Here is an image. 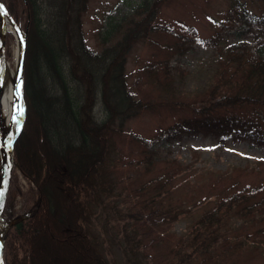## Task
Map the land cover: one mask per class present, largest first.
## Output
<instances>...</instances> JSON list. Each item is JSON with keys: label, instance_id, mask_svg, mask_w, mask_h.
I'll return each instance as SVG.
<instances>
[{"label": "trees", "instance_id": "trees-1", "mask_svg": "<svg viewBox=\"0 0 264 264\" xmlns=\"http://www.w3.org/2000/svg\"><path fill=\"white\" fill-rule=\"evenodd\" d=\"M1 1L28 35L23 86L26 114L13 152L19 167L35 183L34 190L24 195L21 213L10 221L2 234L4 264H55L53 254L45 244L53 242L60 252L62 249L70 251L65 244L76 240L80 242L73 243V249L78 250L81 246L87 250L86 257L92 260L91 264H109L101 253L105 235L102 237L98 232L96 236L92 226L97 222L103 225L98 220L99 213L115 188V153L111 149L114 146L113 134L117 130L114 121L119 118L121 126L123 119L138 114L142 109L153 110L161 105L155 100L143 102L135 99L128 90L124 75L125 55L135 41L146 38L148 29L157 30L150 19L163 0H140L120 22L106 24L105 31L98 33L100 42L104 45L111 41V37H118L102 52L92 51L84 43L80 16L87 0ZM260 1L264 6V0ZM238 2L229 10L228 18L218 22L215 35L205 39L209 45L217 47L230 28L255 29L264 39V12L256 15L244 3ZM44 4L46 8L42 9ZM187 33L174 34V42L166 48L169 55L182 56L192 47L190 43L203 41L195 30L189 32L187 29ZM35 45L39 46L35 49L40 50L37 55H33ZM218 53L213 77L191 95L200 96L192 99L193 103L180 97L181 92L175 86L167 61L152 62L142 67V74L151 77L159 90L158 100L163 99L167 106L173 105L181 112H191L166 131H170L169 134L203 132L264 144V51L255 55L246 43L237 42L225 43ZM39 62L43 64L41 67ZM46 78L55 83L53 93L43 85ZM74 84L83 88L80 99H77L79 95L75 94ZM96 96L105 108V116L101 120L92 113ZM28 118L32 120L30 127L36 121L34 133L31 129L27 131ZM28 132H31V139H42L46 144V150H43L49 152L48 155L43 150L39 152L38 172L33 163L29 164L30 167L24 165L15 147L22 133L30 140ZM143 153V163L148 170L152 162L155 163L156 154L153 150ZM55 173L69 184L70 204L66 206V213L55 207L63 204L62 195L55 189ZM162 185L147 181L136 188L138 199L142 198L140 206L136 202L140 210L132 216L133 221L119 220L121 242L118 246L123 264L143 263L142 243L149 227H141L145 224L140 222L146 218V213L159 208V198L162 199L168 191ZM258 189L262 190V186L234 191L228 198L216 202L211 211H206L190 226L185 245L179 240L170 250L179 258L178 264L214 257L213 248L223 232V217L229 213L243 215L260 211L261 207L264 209V196L258 200L253 198ZM142 191L148 194L142 197ZM10 206L8 201L7 212ZM59 214H65V227L59 223ZM71 232L75 234L71 235ZM112 264H115L114 260Z\"/></svg>", "mask_w": 264, "mask_h": 264}, {"label": "rangeland", "instance_id": "rangeland-1", "mask_svg": "<svg viewBox=\"0 0 264 264\" xmlns=\"http://www.w3.org/2000/svg\"><path fill=\"white\" fill-rule=\"evenodd\" d=\"M238 1L244 3L246 8L256 15L264 12V6L260 0H163L150 19L157 30L148 29L146 38L135 41L125 55L124 75L128 90L135 99L143 102L155 100L161 102V105L153 110L142 109L138 114L123 119L121 126L118 124L119 118L114 121L117 130L113 134L114 146L111 149L115 153L113 155L115 157L113 166L115 188L112 196L106 201V206L100 211L99 218L98 215L95 217L103 225H98L97 222L92 226V232L96 236L98 232L102 237L105 235L104 240L102 239L104 249L101 253L109 264H112L113 260L115 264H123L122 253L118 246L121 242L118 231L121 225L119 220L133 221L132 216L140 210L139 206L142 202V198L138 199L135 190L147 181L160 182L163 187L168 188V191L166 195H162V199L159 198V208L146 213V218L140 222L145 224L141 227H149L142 243L145 254L142 264H178L179 258L175 257L170 250L175 248L179 240H182V244L185 245L190 226L197 222L206 211H211L216 202L228 198L232 192L262 186V190L255 191L253 198L258 200L264 196V144H256L247 139H233L232 136L221 138L203 132L169 134L170 131L166 130L171 125H177L181 118L185 115L189 116L191 112L190 110L181 112L182 110L179 111L173 105L167 106L162 102L163 99L158 100L157 86L152 82L151 77L142 74L144 65L167 61L175 86L181 92L180 97L183 96L184 100L193 103L191 100L200 96L191 95L197 91V88H201L212 79L218 62V49H223L225 43H246L255 55L264 51V39L255 29L230 28L217 47L205 41L215 35L218 22L228 18L229 10L235 3H239ZM139 2L140 0H87L80 16L85 45L95 52H102L104 48L112 46L118 36L111 37V41L103 45L98 37L99 31H105V25L108 23L120 22L121 18L129 15L132 8ZM41 8L45 9L46 5H42ZM7 11L9 12L8 9ZM43 12L44 10L42 14ZM134 19L137 20L138 17ZM187 29L189 32L195 30L197 36L203 41L190 43L192 47L182 56L169 55L166 48L174 42V34L188 35ZM23 33L25 36L23 66H25L28 35L26 31ZM15 44L14 36L8 33L5 54L10 62L9 67L14 62ZM35 47L39 46H33V55H37L40 51ZM39 64L40 67L43 65L40 62ZM29 73L32 74L31 69ZM25 77L23 69V86ZM46 79V84L43 85L52 91L55 83L51 79ZM74 86L77 89L75 94L79 95L77 99H80L83 88L75 84ZM23 105L25 111L24 95ZM104 110L103 103L99 100V96H96L92 111L94 117L98 120L103 119ZM31 121V118H28L27 131L31 129L34 133L36 121L30 127ZM30 133L28 132L30 140L25 133H22L15 147L24 165L30 167L29 164L33 163V168L38 172L41 160L39 152L45 149L46 144L42 139H31ZM146 150H153L156 154L155 163L151 161L152 166L148 170L143 163L145 158L143 151ZM48 153L45 152L46 155ZM54 175L56 176V179H53L55 189L63 198V204H57L55 207L62 208V211L66 213V206L70 204H68L69 184L58 174ZM156 178L157 180H154ZM34 188L35 183L19 167L13 152V167L4 211V222L7 226L21 213L24 195ZM147 191H142V197L148 194ZM151 193L154 194L152 190ZM8 201L11 206L10 211L7 212ZM259 210L243 215L229 213L223 217V232L220 234L221 239L213 248L214 257H206L204 261L197 258L189 264H264V209L261 207ZM65 218V214L58 216L59 223H62L64 227ZM70 223L72 226L71 221ZM74 234L71 232V235ZM75 242L78 243L80 240ZM75 242L66 243V248L70 251L62 249V252L53 242L45 245L53 254L55 264H73L74 262L91 264L92 260L86 257L87 250L82 249L81 246L78 250L73 249ZM47 247L44 248L47 249ZM88 253H90L89 250Z\"/></svg>", "mask_w": 264, "mask_h": 264}, {"label": "water", "instance_id": "water-1", "mask_svg": "<svg viewBox=\"0 0 264 264\" xmlns=\"http://www.w3.org/2000/svg\"><path fill=\"white\" fill-rule=\"evenodd\" d=\"M0 4H2L1 1H0ZM3 10L8 16L12 28L16 31V33L19 35V38H20L21 50H20V55L18 59V66H17L16 74L14 75V83L12 86V90H13L12 93H13V99L15 101L14 102L15 104L11 111V119L13 120L14 118H20L21 123H20V128L18 130V133L10 146V150H9L10 152H5L4 154L0 152V223L2 221L4 209L6 206V196L9 190L10 178H11L12 167H13V143L21 131V127H22L24 117H25V111H24V105H23V95H22L23 65H24V54H25V36L21 28L18 27L15 24V22L12 20L9 12L4 7V5H3ZM5 55H6L5 49L0 45V96L2 94L5 79H6V76L10 68ZM4 138H5V133L0 131V146ZM1 239H2V231L0 232V245H1L0 264H4L3 244H2Z\"/></svg>", "mask_w": 264, "mask_h": 264}, {"label": "bare ground", "instance_id": "bare-ground-1", "mask_svg": "<svg viewBox=\"0 0 264 264\" xmlns=\"http://www.w3.org/2000/svg\"><path fill=\"white\" fill-rule=\"evenodd\" d=\"M4 7L6 8L5 5H4ZM11 18L15 22L13 17H11ZM15 24L18 27L22 28L16 22H15ZM23 29H22L23 31L27 32V30L25 28H23ZM8 33H12V35L15 38L16 44L13 48L14 62H13V65L9 68V72L6 76L5 83L3 86V91H2V94L0 96V131L5 133V138L3 139L1 146H0V152L2 154H4L5 152H10L9 151L10 146H11L14 138L16 137L17 133H18V130L20 128V123H21L20 118H14L13 120L11 119V111H12V108L15 104L14 103L15 101L13 99L12 86L14 83V75L16 74V70H17V66H18V59H19V55H20L21 45H20L19 35L12 28L8 16L6 15V13L3 9H0V45L4 49L6 46V37H7ZM5 57L8 61L9 66H10V62H9L6 55H5ZM23 69H24V66H23ZM21 112H22V110H21ZM10 180H11V178H10ZM9 186H10V184H9ZM8 193H9V190H8ZM8 193L6 196V202H7ZM4 211H5V209H4ZM6 226H7V223L4 222V214H3L2 221L0 223V232L2 231V234H3ZM0 253H1V245H0Z\"/></svg>", "mask_w": 264, "mask_h": 264}, {"label": "snow or ice", "instance_id": "snow-or-ice-1", "mask_svg": "<svg viewBox=\"0 0 264 264\" xmlns=\"http://www.w3.org/2000/svg\"><path fill=\"white\" fill-rule=\"evenodd\" d=\"M0 9H3V5L2 4H0Z\"/></svg>", "mask_w": 264, "mask_h": 264}]
</instances>
